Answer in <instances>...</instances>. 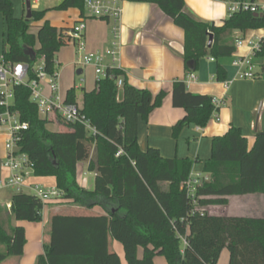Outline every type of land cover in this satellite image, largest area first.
<instances>
[{
    "label": "trees",
    "instance_id": "16d2710c",
    "mask_svg": "<svg viewBox=\"0 0 264 264\" xmlns=\"http://www.w3.org/2000/svg\"><path fill=\"white\" fill-rule=\"evenodd\" d=\"M127 1L160 7L184 31L187 70L197 72L200 61L211 57L216 61L219 82L227 79L224 64L237 51L233 34L264 29V12L256 17L239 12L224 20L223 27H217L189 13L184 0ZM85 2L62 0L55 9L77 8L86 18ZM0 13L8 30L6 60L33 68L45 58L48 72L54 73L58 53L70 43L65 29L45 22L33 33L32 23L41 21L45 11L34 10L30 20L16 18L12 0H0ZM260 43L255 61L263 64L264 39ZM192 61L194 69L190 70ZM121 76L120 71L110 70L92 91L82 89V112L96 127L95 137L82 124L62 123L63 131L50 130V123L39 118L31 92L24 87L15 89L14 109L20 112L21 121L30 125L23 134L21 151L33 161L35 176L53 177L56 188L64 193L61 200L88 209L99 206L105 212L95 216L52 214L46 228L49 240L44 242L36 264H122L118 253L110 250L111 239L123 246L127 264H154L157 256L165 257L168 264H217L225 250L229 252L228 264H264V217L210 216L205 210L227 205L230 196L264 194V131L255 134L252 146L234 125L223 136L213 138L211 158L203 166L204 174L212 180L198 189L195 208L181 186L191 176L194 162L168 159L155 148L144 152L139 147V120H148L162 106L167 93L154 96L147 89L132 86L125 77L120 91L117 78ZM172 88V104L186 113L174 127L173 136L177 138L184 127L193 124L206 128L219 110L213 98L191 93L180 80ZM76 94L75 89L69 90L67 100L76 104ZM91 145L95 160H91ZM120 150L123 154L117 157ZM84 161H89L87 171L96 174L93 189L78 183L77 168ZM48 205L33 194L15 193L11 216L7 207H0V245L5 248L0 250V264L22 257L27 245L25 228L13 227L11 218L39 223ZM139 249L143 250L142 258Z\"/></svg>",
    "mask_w": 264,
    "mask_h": 264
},
{
    "label": "crops",
    "instance_id": "0c3cea01",
    "mask_svg": "<svg viewBox=\"0 0 264 264\" xmlns=\"http://www.w3.org/2000/svg\"><path fill=\"white\" fill-rule=\"evenodd\" d=\"M20 1L12 0L15 16L20 8ZM61 1L39 0L34 10L45 11V16L41 21L32 23V29L36 28L38 32V29L45 22H49L51 26L65 29L67 35L70 30L76 27V24L84 21L86 25L84 41L88 53L103 52L116 43L120 58L118 69L123 73L129 84L137 89H147L154 96L159 95L162 91L167 93L161 104L162 106L156 109L148 120H139L138 138L139 147L142 151L145 152L148 148H155L168 159H190L194 162L192 174H195V172L204 173L203 166L205 162L210 160L212 155L213 138L223 136L231 125L241 129L250 146L255 142V134L264 131V63L262 64L259 60L255 61L257 76L255 80H240L241 70L232 64L234 60L251 54L249 42L264 39V29L235 32L233 34L232 37L236 42L242 38L246 43L237 48L235 55L228 61L227 65L224 64L228 72L225 82L217 81L216 61L211 57L200 61L198 70L194 73L195 78L189 80L191 73L187 70L183 55L185 48L184 31L173 23L160 7L148 2L133 3L127 0H101L107 3H116L122 9V13L117 20L114 18L98 19L89 16L82 18L81 11L77 8L58 11L55 8L59 6ZM237 1L239 0H184L189 13L203 22H213L217 27H223L224 20L229 17V7ZM259 2L261 3L262 0H259ZM22 3L26 10V0H22ZM56 58L57 70L60 75V91L64 95H68L71 89H77L76 79L71 74V68L73 67L83 83L80 85L81 89L92 91L95 88L97 76L93 68L79 69L75 67L77 58L75 56V46L72 42L64 46ZM110 63L111 59H107V64ZM176 80L184 81L191 93L210 96L220 102L219 110L206 128H201L196 124L186 126L177 138L173 136L174 127L185 117L186 113L184 109L175 108L172 104V87ZM225 83H228V85L226 86ZM119 98H122V93H120ZM77 105L82 107V102L80 104L77 100ZM216 117L220 121L216 120ZM6 141V133H0V183L11 177L9 169L4 165ZM94 156L91 157V160L96 159L95 147ZM88 165L89 161L80 162L78 165V183H80L81 178L80 169L86 174ZM94 175L96 177L95 173ZM205 176L212 180L209 175L205 174ZM35 178H39L43 183L49 182L34 175L28 180L27 185L37 184L34 181ZM52 182L55 184V180H52ZM88 184L89 181L85 187L86 189H89ZM15 193L16 191H14V195ZM28 194H32L30 190H28ZM11 200L6 201L0 197V205L6 207V204L10 203ZM227 201V205H212L206 207L205 210L210 216L264 217V194L230 196ZM48 206L54 212L59 214L62 212L64 215L65 213L67 215L74 214L75 212L70 213L71 208L74 211L105 213L99 206L88 209L74 205L72 201L65 199L50 202ZM13 221L16 223L15 226ZM11 223L13 227H24L27 242L31 239L36 243L33 252L26 257L27 243L22 257H17L20 260L11 264H34L37 257L43 253L44 239L42 233L44 225L41 228L40 223L19 222L20 224H18L13 217ZM29 226L30 228H28ZM110 250L118 253L122 264H127L123 246L119 242L111 239ZM138 253L139 257L142 258L144 255L143 250L139 249ZM228 262L229 252L225 250L217 264H228ZM154 264L168 263L165 257L157 256L154 259Z\"/></svg>",
    "mask_w": 264,
    "mask_h": 264
},
{
    "label": "built area",
    "instance_id": "2783aa9c",
    "mask_svg": "<svg viewBox=\"0 0 264 264\" xmlns=\"http://www.w3.org/2000/svg\"><path fill=\"white\" fill-rule=\"evenodd\" d=\"M39 0H31V7L34 10ZM87 16L98 19H119L122 9L114 2H103L101 0H86ZM239 12H247L260 14L264 12V0L260 3L259 0H239L229 7V16L238 14ZM86 25L84 21L76 24L72 30L67 33L69 41L75 46L76 68H93L97 76V82L107 77V71L118 70L119 49L116 43L112 47L97 53H88L84 34ZM261 40L257 42H249L250 55L233 61V66L239 68L241 73L239 79L255 80V58L257 52L261 48ZM246 43L244 39L236 42V48H240ZM107 59H111V63L107 64ZM214 60V59H213ZM57 67V63H56ZM114 78V75H111ZM195 78L192 73L189 80ZM124 77L117 78V87L122 91L124 86ZM227 86L228 83H225ZM17 87H24L31 92L30 99L38 108V116L43 121H52L56 124L79 125L82 124L86 130L96 136L98 131L91 121L83 114V108L79 105L70 103L67 100V95L60 91V75L58 70L54 73L48 72L46 68V59L40 58L33 68L28 64L14 63L6 60L5 55L0 56V133L4 132L7 135L6 144V160L5 167L9 169L11 177L0 183V190H13L16 193H26L28 190L39 198L42 203L61 200L64 193L56 187L52 189H43L39 184L27 185L28 180L34 176L33 161L21 151V142L23 134L27 132L30 125L27 122L21 121V114L14 109ZM212 103L217 108L220 107V102L217 99H212ZM217 112L214 113L213 117ZM216 120L218 118L216 117ZM220 121V120H218ZM60 125V127L63 126ZM59 126V125H58ZM123 151L120 150L116 155L122 156ZM204 173L195 172L191 174L189 179L181 184L186 191L187 197L196 208L197 191L204 184L209 183ZM88 181L84 173L80 178L79 186L86 187ZM28 189V190H27ZM11 210V202L6 204ZM187 241L184 239V245Z\"/></svg>",
    "mask_w": 264,
    "mask_h": 264
},
{
    "label": "rangeland",
    "instance_id": "374dc122",
    "mask_svg": "<svg viewBox=\"0 0 264 264\" xmlns=\"http://www.w3.org/2000/svg\"><path fill=\"white\" fill-rule=\"evenodd\" d=\"M26 11L27 10H25V8L23 7V3H22V0L20 1V8H19V10H18V13H17V17L18 18H24V17H26ZM16 17V18H17ZM7 32H8V30H7V27H6V24H5V20H4V16H3V14L2 13H0V56L1 55H3L4 54V52H5V45H6V39H7ZM32 32L33 33H36L37 32V29L36 28H33L32 29ZM228 64V61H226L225 62V65H227ZM71 74L73 75V77H75V79H76V86H77V89L75 90L76 91V95H77V100H78V102L81 104V102H82V95H83V90L81 89V87H80V85L81 84H83L82 82H81V80H80V76H78L77 74H76V70H75V68L73 67V68H71ZM49 129L50 130H52V131H54V132H60V131H63V129H64V127L62 126V127H60V126H58V125H56V124H50L49 125ZM5 149H6V145H5ZM90 156L91 157H95L94 156V146L93 145H91L90 146ZM85 172H83V171H81V169H80V177L84 174ZM86 176H87V179H88V181H89V184H88V188L89 189H93V186H94V182H95V175H94V173H90V172H88V171H86ZM36 179V178H35ZM34 179V181H35V183H37V184H39V185H41L42 186V188L43 189H46V190H48V189H52V188H54V187H56L55 186V184H54V182H52L51 183V181L52 180H55L53 177H47V178H41V179H44L45 181H49L48 183H43L41 180H39V178H37L36 180ZM164 186H166L167 184H163ZM14 195V191L13 190H0V197H2L4 200H6V201H9V200H11L12 199V196ZM55 202V201H54ZM50 204V203H49ZM0 207H5V206H1L0 205ZM8 208V207H7ZM65 209H68V208H65ZM70 210V209H69ZM82 211V212H81ZM73 210L72 208H71V210H70V213H72V212H75L74 214H71V215H73V216H81V215H86V216H95V215H98V213H93V212H84L83 210ZM77 212H80V213H78L77 214ZM7 213L11 216V211H10V209L8 208V210H7ZM54 213H56V212H54V210L51 208V207H46L45 208V210H44V212H43V217H42V221L41 222H39L40 224L39 225H41V228L43 227V225H44V230H43V233H42V236H43V239H44V242H46V241H48L49 239H48V237H47V233H46V231H47V227H48V224H49V219H50V217H51V215L52 214H54ZM61 214H64V213H62L61 212ZM65 214H67V213H65ZM13 223H14V226L16 225V223L13 221ZM18 224H20L19 222H18ZM28 228H30V226L28 227ZM27 228V229H28ZM28 232H29V229H28ZM113 240V239H112ZM28 246H27V249H26V251H25V256L27 257L31 252H33V250L35 249V246H36V243H35V241L33 240H29L28 242ZM42 246V245H41ZM5 248H4V246L2 245H0V250H4ZM17 260H20L19 258H13V259H11V260H9V261H7L6 263H3V264H11L12 262H15V261H17ZM37 260V259H36ZM34 264H36V261L34 262Z\"/></svg>",
    "mask_w": 264,
    "mask_h": 264
},
{
    "label": "water",
    "instance_id": "95a60500",
    "mask_svg": "<svg viewBox=\"0 0 264 264\" xmlns=\"http://www.w3.org/2000/svg\"><path fill=\"white\" fill-rule=\"evenodd\" d=\"M26 10H27V16H26V20H30L32 17H33V9L31 7V0H26ZM259 14L256 13L255 17L258 16ZM212 43H213V38L210 37V41H209V46L211 47L212 46ZM188 68L190 70L194 69V62H190L188 64Z\"/></svg>",
    "mask_w": 264,
    "mask_h": 264
}]
</instances>
